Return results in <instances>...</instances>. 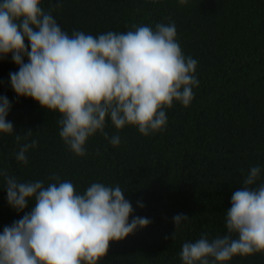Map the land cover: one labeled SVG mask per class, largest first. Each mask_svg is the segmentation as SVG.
<instances>
[{
	"label": "trees",
	"instance_id": "obj_1",
	"mask_svg": "<svg viewBox=\"0 0 264 264\" xmlns=\"http://www.w3.org/2000/svg\"><path fill=\"white\" fill-rule=\"evenodd\" d=\"M56 0H42L47 11ZM53 17L69 35L73 31L98 36L127 32L132 25L174 22L183 54L197 63L199 87L183 108L173 102L164 109L163 132L142 136L137 127L117 131L106 117L105 131L85 144L86 155L74 156L59 136L56 111L47 112L32 99L17 98L9 73L18 71L11 54L0 60V96L11 108L6 121L13 134H0V170L20 182L43 181L58 175L83 193L92 183L119 185L132 204L129 216L147 217L150 225L122 241L110 242L98 264H182V244L226 234V212L234 191L243 187V174L259 165L264 183V0H61ZM27 44V41H25ZM27 62V58H25ZM32 135L17 143L16 135ZM113 135L120 144L112 146ZM37 141L27 152L28 163L15 153L24 143ZM0 176V233L34 207L23 212L7 203ZM141 201L143 208L137 206ZM189 220L175 231L173 217ZM229 264H264V253L236 256Z\"/></svg>",
	"mask_w": 264,
	"mask_h": 264
},
{
	"label": "clouds",
	"instance_id": "obj_2",
	"mask_svg": "<svg viewBox=\"0 0 264 264\" xmlns=\"http://www.w3.org/2000/svg\"><path fill=\"white\" fill-rule=\"evenodd\" d=\"M41 3L0 0V60L11 54L18 67L9 73L18 99H32L47 112L59 113V136L74 156H85L86 141L98 132L109 139L106 117L117 131L129 125L149 136L166 129L164 109L174 101L190 106L193 89L199 87L198 62L183 54L174 22L157 23L154 30L133 24L127 32L69 35L52 14L62 7L61 0L47 11ZM10 108L7 96H0V134H13L12 122L6 121ZM31 135V130L16 135L17 143ZM109 142L118 146L119 135ZM36 145L35 140L22 144L16 161L26 165V154ZM241 174L243 187L233 192L226 212V234L209 238L205 233L184 242L182 264H229L236 256L264 253V183L255 186L261 167ZM0 176L13 210L23 212L34 200L30 212L0 233V264H98L110 242L151 223L142 216L129 222L134 209L119 185L94 182L78 193L71 181L55 174L47 186L40 180L20 182L5 170ZM137 206L144 207L141 201ZM187 220L184 214L173 217L172 237Z\"/></svg>",
	"mask_w": 264,
	"mask_h": 264
}]
</instances>
